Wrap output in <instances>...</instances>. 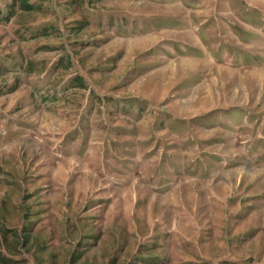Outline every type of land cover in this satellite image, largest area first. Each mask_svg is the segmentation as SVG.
<instances>
[{
	"label": "rangeland",
	"instance_id": "obj_1",
	"mask_svg": "<svg viewBox=\"0 0 264 264\" xmlns=\"http://www.w3.org/2000/svg\"><path fill=\"white\" fill-rule=\"evenodd\" d=\"M262 27L264 0H0V264H264Z\"/></svg>",
	"mask_w": 264,
	"mask_h": 264
},
{
	"label": "crops",
	"instance_id": "obj_2",
	"mask_svg": "<svg viewBox=\"0 0 264 264\" xmlns=\"http://www.w3.org/2000/svg\"><path fill=\"white\" fill-rule=\"evenodd\" d=\"M195 23H194V27H195ZM211 24H208V25H206L205 27H207L208 29H209V26H210ZM196 29H194L198 34H200V32H199V29L197 28V27H195ZM200 37H201V43L204 45V53H205V55H206V57H207V59L209 60V62L210 63H213V67H212V71L214 72L215 71V69H216V66H214V65H221V64H224V65H230L231 67H236V65L235 64H237V68L238 67H240V66H242V65H240V62H238V60H240L241 62H243V57H241V58H239L238 56L239 55H236L235 53L234 54H228L229 55V57L228 58H223V57H220L219 56V54H218V56H216V54L214 53V52H212V51H210V52H208L207 51V48H208V46H206V42L204 41V39L202 38V36L200 35ZM195 50V49H194ZM176 53V52H175ZM178 53H180V54H178ZM200 53V52H199ZM219 53V52H218ZM177 55H181V54H186V52H177L176 53ZM171 57L170 58H172V57H174V59H176V58H178L177 56H175L174 55V53L173 52H170V54H169ZM233 55H234V57H233ZM245 55L246 56H248L247 58H249V63H250V61L252 60L251 59V57H250V55H248V52H246L245 53ZM176 57V58H175ZM188 57H190L189 55H188ZM233 63V64H232ZM188 78V77H187ZM159 99V98H158ZM155 101V100H154ZM170 115L173 117V118H175V119H178V120H181L182 118L180 117V116H178L177 114H174V112H170Z\"/></svg>",
	"mask_w": 264,
	"mask_h": 264
}]
</instances>
